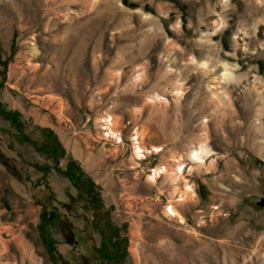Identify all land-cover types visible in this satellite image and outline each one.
Listing matches in <instances>:
<instances>
[{
  "label": "rangeland",
  "instance_id": "1",
  "mask_svg": "<svg viewBox=\"0 0 264 264\" xmlns=\"http://www.w3.org/2000/svg\"><path fill=\"white\" fill-rule=\"evenodd\" d=\"M100 245L264 264V0H0V264Z\"/></svg>",
  "mask_w": 264,
  "mask_h": 264
},
{
  "label": "trees",
  "instance_id": "2",
  "mask_svg": "<svg viewBox=\"0 0 264 264\" xmlns=\"http://www.w3.org/2000/svg\"><path fill=\"white\" fill-rule=\"evenodd\" d=\"M46 149L47 148H44V151ZM71 168H72V163H70V165L68 166V170L65 175L67 176V178L73 180L74 175L71 172ZM114 248L117 249L118 247L116 246ZM94 254L97 257V258H94V260L98 262L99 264H113L114 260L116 259L114 251L112 252L107 251L103 245H100L99 248L95 249ZM62 264H70V263L69 261L68 262L66 261Z\"/></svg>",
  "mask_w": 264,
  "mask_h": 264
},
{
  "label": "bare ground",
  "instance_id": "3",
  "mask_svg": "<svg viewBox=\"0 0 264 264\" xmlns=\"http://www.w3.org/2000/svg\"><path fill=\"white\" fill-rule=\"evenodd\" d=\"M138 150H139V149H138ZM167 213H168V215H171V216L174 215V212L171 210V208H168Z\"/></svg>",
  "mask_w": 264,
  "mask_h": 264
}]
</instances>
